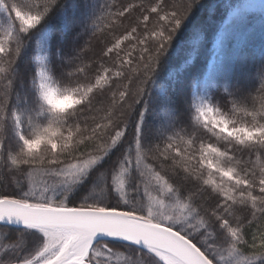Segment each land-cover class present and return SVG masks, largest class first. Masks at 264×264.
<instances>
[{"label":"snow or ice","instance_id":"obj_1","mask_svg":"<svg viewBox=\"0 0 264 264\" xmlns=\"http://www.w3.org/2000/svg\"><path fill=\"white\" fill-rule=\"evenodd\" d=\"M220 8L0 0V264H264V21Z\"/></svg>","mask_w":264,"mask_h":264},{"label":"trees","instance_id":"obj_2","mask_svg":"<svg viewBox=\"0 0 264 264\" xmlns=\"http://www.w3.org/2000/svg\"><path fill=\"white\" fill-rule=\"evenodd\" d=\"M237 1H239V0H219V3L221 4V8L218 11L217 17H216V21L218 23H222L227 18L228 12L236 4ZM206 2L207 3H216L217 0H206ZM197 15H203V11L202 10L198 11ZM244 17L250 18V19L254 20L256 23H260L261 21H264V11L259 10V11L248 12V14H246ZM214 30H215V24L210 27L209 31L211 33ZM232 34H233V31L229 35H232ZM211 55H212V49H211V40H210L209 43L205 46V48L203 49V51L200 54L201 62L202 63H208L209 62L208 60L211 57ZM87 192H88V189L82 187V188L74 191L71 195L73 197H79V196L86 195ZM109 243L111 245H114V246H117L120 248H126L125 245L117 244L114 241H109ZM127 251L130 253H134V249L131 247H127Z\"/></svg>","mask_w":264,"mask_h":264},{"label":"rangeland","instance_id":"obj_3","mask_svg":"<svg viewBox=\"0 0 264 264\" xmlns=\"http://www.w3.org/2000/svg\"><path fill=\"white\" fill-rule=\"evenodd\" d=\"M234 10H238L241 14L242 17H244L246 14H248V12H252V11H259V8H249L246 4V0H239L236 2V4L230 9V11L228 12V14ZM233 31L232 26L231 25H225V32L227 34H231ZM212 49V48H211ZM213 55V53H212ZM211 55V57H212ZM211 57L209 58L208 61L211 60Z\"/></svg>","mask_w":264,"mask_h":264}]
</instances>
